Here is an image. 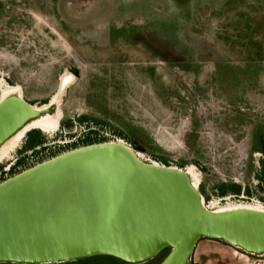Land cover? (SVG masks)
<instances>
[{"label":"rangeland","instance_id":"374dc122","mask_svg":"<svg viewBox=\"0 0 264 264\" xmlns=\"http://www.w3.org/2000/svg\"><path fill=\"white\" fill-rule=\"evenodd\" d=\"M7 86L59 118L27 129L0 174L118 139L146 161L193 166L204 196L264 203V151L250 149L264 143V0H0V95ZM33 128L42 142L24 148ZM187 264H264V253L202 237Z\"/></svg>","mask_w":264,"mask_h":264},{"label":"water","instance_id":"95a60500","mask_svg":"<svg viewBox=\"0 0 264 264\" xmlns=\"http://www.w3.org/2000/svg\"><path fill=\"white\" fill-rule=\"evenodd\" d=\"M48 108L14 92L0 98V144ZM202 237L262 254L264 209L208 210L186 170L141 159L118 139L66 149L0 181V262L139 263L167 247L155 264H187Z\"/></svg>","mask_w":264,"mask_h":264},{"label":"bare ground","instance_id":"6f19581e","mask_svg":"<svg viewBox=\"0 0 264 264\" xmlns=\"http://www.w3.org/2000/svg\"><path fill=\"white\" fill-rule=\"evenodd\" d=\"M18 93V87L17 86H7L6 88L1 89V97H4L5 95L9 93ZM19 94V93H18ZM44 107V106H43ZM57 113V112H56ZM59 118V114L57 115H50L49 113H45L41 115L40 117L31 119L28 121L26 124H24L21 128H19L17 131H15L11 136H9L7 139H5L1 144H0V160L4 158L6 155H8V152L18 144L17 142L20 140L21 136L23 133L31 128V127H37L39 129H42L43 131H50L53 130L57 127V121L56 119ZM136 154L138 157L141 159L143 158V155L139 153V151L135 150ZM187 173L190 175L193 183L197 180V173L194 171L193 166H188L185 168ZM196 182V183H197ZM196 185V184H195ZM252 207V208H260L259 205H248V204H242V203H233L226 205L222 209L226 208H231V207Z\"/></svg>","mask_w":264,"mask_h":264},{"label":"trees","instance_id":"16d2710c","mask_svg":"<svg viewBox=\"0 0 264 264\" xmlns=\"http://www.w3.org/2000/svg\"><path fill=\"white\" fill-rule=\"evenodd\" d=\"M78 120H82V118H78ZM42 142V136L38 133V131L36 129H31L30 131H28L27 133V137H26V140L24 142V145L23 147L24 148H30V147H33L35 146L36 144ZM90 142V141H89ZM88 143V142H86ZM219 188V193H223L227 190H233L232 192H237L238 189H239V186L238 185H234L232 184L231 188L229 189H225L224 187H218ZM167 251V247L163 248L161 251H159V253H157L155 256H161L160 259L162 258V256L166 253ZM161 254V255H160ZM97 256H101V257H104L103 259L105 261H100L98 260ZM96 258V261L94 264H107V261H112V262H115L116 261H122L123 263H127V261H124L122 259H119L117 257H114V256H111V255H93V256H89V257H82V258H77V259H72V260H69V264H85V261H86V258ZM159 259V260H160ZM107 260V261H106ZM116 260V261H115ZM158 260V261H159ZM157 261V262H158ZM156 262V263H157Z\"/></svg>","mask_w":264,"mask_h":264},{"label":"built area","instance_id":"2783aa9c","mask_svg":"<svg viewBox=\"0 0 264 264\" xmlns=\"http://www.w3.org/2000/svg\"><path fill=\"white\" fill-rule=\"evenodd\" d=\"M36 148H38V146H36ZM148 161L163 164L161 162H156L153 160H148ZM163 165H165V164H163ZM7 168L8 167L3 168V172L0 174V181L7 178L8 176H10L9 170ZM178 168L186 170L185 166H181ZM232 196H233L232 194L231 195L204 196L203 194L200 193V202L204 208L211 210V211H217V210H221L226 205L233 204V203H240V202H235L237 199H231ZM257 205H259L261 209H264V203H257ZM245 253H248V252H245ZM250 254H253V253H250Z\"/></svg>","mask_w":264,"mask_h":264},{"label":"flooded vegetation","instance_id":"af4514ba","mask_svg":"<svg viewBox=\"0 0 264 264\" xmlns=\"http://www.w3.org/2000/svg\"><path fill=\"white\" fill-rule=\"evenodd\" d=\"M250 149H255V150H260V151L263 150L264 151V143L262 141H259L256 144H252L250 146ZM190 161L192 162V164L195 167H198L200 169H203L204 172L206 171L205 167L203 166V164H201V162L198 159H196V158H190ZM2 263H7V262H2ZM10 263H16V262H10Z\"/></svg>","mask_w":264,"mask_h":264}]
</instances>
